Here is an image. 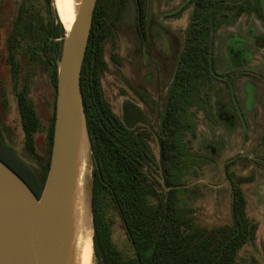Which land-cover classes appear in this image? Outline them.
<instances>
[{"label":"trees","instance_id":"obj_1","mask_svg":"<svg viewBox=\"0 0 264 264\" xmlns=\"http://www.w3.org/2000/svg\"><path fill=\"white\" fill-rule=\"evenodd\" d=\"M258 1V0H256ZM0 0V64L10 74L20 115L24 143L36 153L41 119L30 94V73H47L52 89V116L47 129L42 179L9 146L0 142V161L12 169L40 198L48 174L53 143L57 71L65 30L52 0ZM40 2V3H41ZM137 20L144 27L143 0H135ZM249 0H190L192 8L186 39L168 89L158 135L160 159L150 146L151 133L129 130L113 113L101 88L104 66L102 43L112 31L113 15L124 0H98L81 75L83 107L94 162L92 208L93 247L99 264H249L246 248L257 243L258 223L247 212L242 189L247 179L230 181L231 216L226 224L202 223L190 209L183 173V136L187 107L195 94L202 97L216 73L218 31L252 9ZM35 75V73H34ZM184 163V164H183ZM190 194V193H189ZM187 198V200H186ZM112 208L122 225L126 245L113 239Z\"/></svg>","mask_w":264,"mask_h":264},{"label":"rangeland","instance_id":"obj_2","mask_svg":"<svg viewBox=\"0 0 264 264\" xmlns=\"http://www.w3.org/2000/svg\"><path fill=\"white\" fill-rule=\"evenodd\" d=\"M189 1L143 0L145 24L139 29L135 0H124L123 6L116 8L112 31L102 43L104 66L100 80L104 99L120 119L126 102L138 104L145 110L148 125L156 136L192 16L191 6L181 11ZM40 2L37 3L39 16L45 19L46 11ZM247 7L252 9L249 13L218 31L219 75L202 90V97L195 94L187 107L188 125L183 131L187 156L182 155L184 171L174 182L185 183L191 189L184 195L190 196L189 206L198 220L220 225L228 223L231 216L229 178L233 182L249 180L242 189L248 215L259 228L256 246L246 248L244 253L249 264H264V0H249ZM240 39L245 41L246 48L240 58L232 61L227 48ZM29 80L30 96L41 119L36 135L37 155H31L25 148L15 91L8 69L1 64L0 142L12 148L42 178L46 132L52 116V89L47 73L42 70L32 71ZM150 146L156 161L159 160L156 137L151 138ZM87 154L79 202L89 211L93 239L94 162L90 146ZM107 209L112 216L116 246L124 248L126 237L122 225L112 208ZM90 264H99L94 247Z\"/></svg>","mask_w":264,"mask_h":264},{"label":"water","instance_id":"obj_3","mask_svg":"<svg viewBox=\"0 0 264 264\" xmlns=\"http://www.w3.org/2000/svg\"><path fill=\"white\" fill-rule=\"evenodd\" d=\"M97 2L80 0L71 29L64 28L51 158L40 198L0 161V264L76 262L75 213L80 203L82 148L90 146L81 75ZM123 114L129 129L144 122L133 104H125Z\"/></svg>","mask_w":264,"mask_h":264},{"label":"bare ground","instance_id":"obj_4","mask_svg":"<svg viewBox=\"0 0 264 264\" xmlns=\"http://www.w3.org/2000/svg\"><path fill=\"white\" fill-rule=\"evenodd\" d=\"M80 0H53L56 14L63 24L65 30L69 32L75 20L78 5ZM88 147L82 148V176H86ZM81 183V182H80ZM83 183V182H82ZM82 188V187H81ZM86 206L79 203L78 209L75 213V237H74V252L76 257L75 264H90L93 253V239L91 231L90 215Z\"/></svg>","mask_w":264,"mask_h":264},{"label":"flooded vegetation","instance_id":"obj_5","mask_svg":"<svg viewBox=\"0 0 264 264\" xmlns=\"http://www.w3.org/2000/svg\"><path fill=\"white\" fill-rule=\"evenodd\" d=\"M139 29H142V28L139 26ZM142 38L146 39V36L143 35ZM255 38L258 39L257 36ZM245 48H246L245 41L243 39H240V40H237V41L233 42L232 44H230L228 46V48H227L228 52L227 53H228L229 57L231 58V60L232 61H235V60H237L238 58H240L243 55ZM216 68H217V61H216ZM216 75H219V73L217 72V70H216V73H214V76H216ZM127 103L133 104L134 106H136L141 111V113L143 115V118H144V122L137 123L131 129H129L127 127L126 128L129 129V130H134V129H137V128H139V127L142 126V127L146 128L147 132H150L151 133V135H152L151 138L156 137L158 139V135L156 136L152 132V128L148 125V118H147V114H146L145 110L142 107H140L138 104H135V103H132V102H126V104ZM241 115H242V112H240L239 116H241ZM123 116H124V114H123ZM242 116L240 117V119L243 122L244 120H243V117ZM163 117H164V112H163V115H162V120H163ZM223 117L224 116H222V118ZM118 119H119V121H121L124 124L123 117H122V119H120V118H118ZM161 124H162V121H161ZM160 128H161V125H160ZM159 133H160V131H159Z\"/></svg>","mask_w":264,"mask_h":264}]
</instances>
